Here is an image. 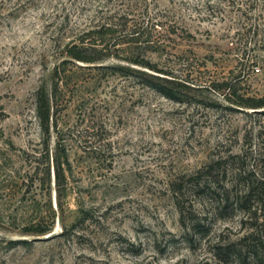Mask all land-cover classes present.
Listing matches in <instances>:
<instances>
[{
	"label": "rangeland",
	"instance_id": "rangeland-1",
	"mask_svg": "<svg viewBox=\"0 0 264 264\" xmlns=\"http://www.w3.org/2000/svg\"><path fill=\"white\" fill-rule=\"evenodd\" d=\"M90 29L84 41L104 61L61 66L51 110L48 153L69 162L58 188L33 96ZM141 58L171 72L187 102L94 67ZM260 96L264 0H0V264H232L209 244L235 237L240 215L207 220L209 235L190 244L167 182L219 156L247 154V168L264 157V115L240 101Z\"/></svg>",
	"mask_w": 264,
	"mask_h": 264
},
{
	"label": "trees",
	"instance_id": "trees-1",
	"mask_svg": "<svg viewBox=\"0 0 264 264\" xmlns=\"http://www.w3.org/2000/svg\"><path fill=\"white\" fill-rule=\"evenodd\" d=\"M250 7V6H249ZM126 14V13H124ZM118 18H124L117 14ZM160 23V24H159ZM163 26L162 22L152 21L149 24L151 29L155 26ZM112 24H100L98 31H110ZM92 31L81 30L73 40L65 45L64 51L67 59L54 67L53 85L51 88L41 85L34 92L35 114L39 126L46 135L42 144L45 147L43 153L46 157V176L50 180L51 173L54 184L60 187L65 179V172L69 169L68 158L62 156L55 149L52 154L48 153L47 139L49 138L50 120L53 123L54 106L57 107V93L59 82L62 79L64 68L61 66L72 63L75 60L86 63H102L104 55L102 49H97L95 43L86 44L84 39ZM96 31V30H95ZM167 32H170L168 29ZM133 67L129 64H97L96 69L116 70L121 72L126 78L133 79L137 84L148 88L170 100L176 102H187L181 97L180 89L174 84L175 79H169L166 75L175 77L167 70L148 58L134 60ZM184 86L189 88L188 84ZM241 103L245 107L253 108V113L264 115V96L241 98ZM260 152L256 153L254 163L251 168L242 165L246 161L247 154L216 157L210 160L196 171L189 174H182L170 179L167 182V191L171 202L177 212L178 223L182 230V238L188 243H193L194 239L201 240L209 235L211 223L207 220L225 219L235 214L240 215L239 231L235 237L221 238V233L217 235L209 244L212 256L223 263L232 264H264V157ZM39 162V161H38ZM238 166L235 176L230 180L225 179L226 164ZM228 169V168H227ZM200 203L202 209L198 210L194 203ZM51 227H37L34 233L41 235L50 231ZM10 244L15 243L10 241ZM18 244H26L27 241H17Z\"/></svg>",
	"mask_w": 264,
	"mask_h": 264
},
{
	"label": "water",
	"instance_id": "water-1",
	"mask_svg": "<svg viewBox=\"0 0 264 264\" xmlns=\"http://www.w3.org/2000/svg\"><path fill=\"white\" fill-rule=\"evenodd\" d=\"M37 238H39V237H37Z\"/></svg>",
	"mask_w": 264,
	"mask_h": 264
}]
</instances>
